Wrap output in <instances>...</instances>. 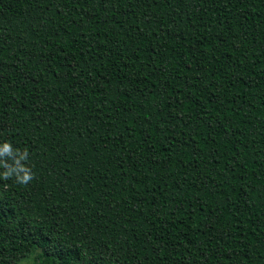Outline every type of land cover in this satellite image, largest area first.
<instances>
[{"label":"trees","instance_id":"trees-1","mask_svg":"<svg viewBox=\"0 0 264 264\" xmlns=\"http://www.w3.org/2000/svg\"><path fill=\"white\" fill-rule=\"evenodd\" d=\"M4 141L0 264H264V0H0Z\"/></svg>","mask_w":264,"mask_h":264},{"label":"clouds","instance_id":"clouds-1","mask_svg":"<svg viewBox=\"0 0 264 264\" xmlns=\"http://www.w3.org/2000/svg\"><path fill=\"white\" fill-rule=\"evenodd\" d=\"M12 151V144L10 142H0V157H3L5 154L11 156ZM17 151L19 154L12 164H6L2 159H0V165L4 168V171L0 172V178L15 176L18 182L27 183L31 179V173L28 171L26 165L21 164L20 161L27 159L28 152L26 149L22 152L19 150Z\"/></svg>","mask_w":264,"mask_h":264},{"label":"rangeland","instance_id":"rangeland-1","mask_svg":"<svg viewBox=\"0 0 264 264\" xmlns=\"http://www.w3.org/2000/svg\"><path fill=\"white\" fill-rule=\"evenodd\" d=\"M18 264H36L33 260V257L30 256L24 260H22L21 262H19Z\"/></svg>","mask_w":264,"mask_h":264}]
</instances>
